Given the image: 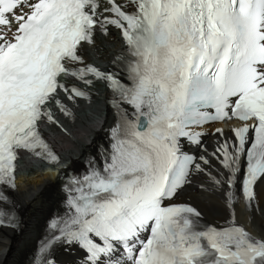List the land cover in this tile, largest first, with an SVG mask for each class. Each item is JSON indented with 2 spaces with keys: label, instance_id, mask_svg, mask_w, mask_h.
Masks as SVG:
<instances>
[{
  "label": "snow or ice",
  "instance_id": "1",
  "mask_svg": "<svg viewBox=\"0 0 264 264\" xmlns=\"http://www.w3.org/2000/svg\"><path fill=\"white\" fill-rule=\"evenodd\" d=\"M106 3L100 12V0H0V185L15 187L19 150L58 162L39 122L56 123L47 105L57 89L70 100L88 95L62 83V74L86 84L93 83L89 75L105 81L117 112L109 146L98 152L102 167L90 157L87 170L69 178L67 204L74 211L51 221L59 235L40 242L35 264H55L46 254L56 242L79 244L91 264L102 255L105 264H264V238L236 224L234 215L226 226H201L195 207L174 202L192 174L211 164L181 149V138L201 144L205 133L193 126L242 122L211 153L227 170L226 181L210 176L214 184L232 188L239 180L251 204L264 179V0ZM25 5L30 12L16 15ZM109 25L126 44L113 63L124 62L127 84L92 65L68 67L84 63L80 50L94 44L97 29L107 35ZM215 132L224 136L222 128ZM227 197L231 207L234 193ZM8 199L0 191V202ZM14 221V212L0 208V227Z\"/></svg>",
  "mask_w": 264,
  "mask_h": 264
},
{
  "label": "bare ground",
  "instance_id": "2",
  "mask_svg": "<svg viewBox=\"0 0 264 264\" xmlns=\"http://www.w3.org/2000/svg\"><path fill=\"white\" fill-rule=\"evenodd\" d=\"M116 49H122L121 42L117 35L112 34L104 45L93 47L90 55L97 66L103 67L105 61L116 55ZM96 86L93 91L94 100L87 105L64 104L67 109L72 106L73 110L69 109L70 115H66L60 107L56 108L57 123L51 130V138L65 161L83 167V172L88 168L87 155L95 157L98 165L101 163L98 152L109 146L110 129L116 121L115 108L110 98L103 93L99 83ZM233 127L235 125H219L218 128L224 130L223 137L215 132V128L210 129L205 145L199 147V157L206 156L211 164L202 165L205 170L194 173L191 184L184 188L178 200L198 206L218 224L231 223L234 215L236 224H243L250 232L264 238V179L257 182L256 196L251 202L252 211L248 208L249 202L243 197L239 180L235 187L230 188L226 182L216 185L210 179V176H216L223 181L227 180V170L211 153L216 150L217 140L222 142L225 138H233L234 133L230 130ZM27 166L16 191L18 205L25 217L24 226L20 231L0 229V264L33 262L42 238L43 224L67 200L55 193L59 184L56 168L43 169L30 163ZM229 191L234 193L231 207L227 197ZM81 253L79 248L69 247V251L62 250L58 254L55 264H75L83 258Z\"/></svg>",
  "mask_w": 264,
  "mask_h": 264
},
{
  "label": "rangeland",
  "instance_id": "3",
  "mask_svg": "<svg viewBox=\"0 0 264 264\" xmlns=\"http://www.w3.org/2000/svg\"><path fill=\"white\" fill-rule=\"evenodd\" d=\"M252 210H253V208H252Z\"/></svg>",
  "mask_w": 264,
  "mask_h": 264
}]
</instances>
